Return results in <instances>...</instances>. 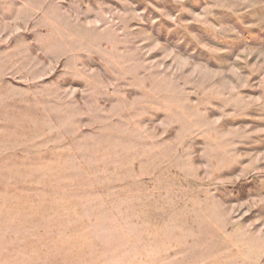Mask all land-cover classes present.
<instances>
[{
    "label": "rangeland",
    "instance_id": "1",
    "mask_svg": "<svg viewBox=\"0 0 264 264\" xmlns=\"http://www.w3.org/2000/svg\"><path fill=\"white\" fill-rule=\"evenodd\" d=\"M0 264H264V0H0Z\"/></svg>",
    "mask_w": 264,
    "mask_h": 264
}]
</instances>
